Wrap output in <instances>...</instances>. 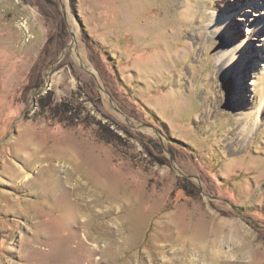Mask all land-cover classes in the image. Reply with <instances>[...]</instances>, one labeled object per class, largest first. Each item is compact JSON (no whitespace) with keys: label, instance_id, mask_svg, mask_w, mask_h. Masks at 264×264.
<instances>
[{"label":"rangeland","instance_id":"374dc122","mask_svg":"<svg viewBox=\"0 0 264 264\" xmlns=\"http://www.w3.org/2000/svg\"><path fill=\"white\" fill-rule=\"evenodd\" d=\"M263 63L264 0H0V264H264Z\"/></svg>","mask_w":264,"mask_h":264},{"label":"bare ground","instance_id":"6f19581e","mask_svg":"<svg viewBox=\"0 0 264 264\" xmlns=\"http://www.w3.org/2000/svg\"><path fill=\"white\" fill-rule=\"evenodd\" d=\"M247 3V2H246ZM259 3V2H258ZM247 9V8H246ZM223 18L222 19H225L226 18V16H222ZM220 19V18H219ZM215 23V22H214ZM262 25V24H261ZM263 65H264V63H263ZM256 77V76H255ZM255 78H254V81L253 82H255ZM249 118V117H248ZM248 118L245 120L246 122H245V124L244 125H242V129H241V132L243 133V131H245V130H248L249 129V126H250V123H249V121H248ZM250 119V118H249ZM254 123V122H253ZM253 127V126H252ZM84 199V198H83ZM91 201H92V198L91 197H89V198H87L84 202V205L87 207V209H89V208H92V205L90 204L91 203ZM93 209V208H92ZM231 223H232V221H231ZM206 224H208V223H206ZM205 224V225H206ZM220 224L222 225L223 223H219V226H220ZM206 226H208V225H206ZM221 227V226H220ZM216 232V234H217V232L218 231H215ZM212 234V233H211ZM215 236H217V235H215ZM206 241H209V240H207V239H204V242H206ZM212 241H218V236H217V238L216 237H214L213 238V240ZM207 243V242H206ZM199 244V243H198ZM211 245H209L208 246V251H213V252H211L210 253V257L211 258H215L214 256H215V253H216V250L214 249V248H216L217 247V245L216 244H212V243H210ZM201 245V247H204V248H206L205 246V244H200ZM196 246V245H195ZM200 250V249H199ZM213 255V256H212Z\"/></svg>","mask_w":264,"mask_h":264}]
</instances>
